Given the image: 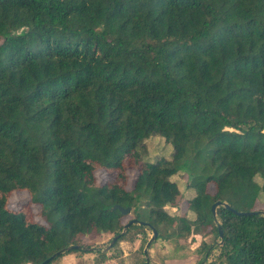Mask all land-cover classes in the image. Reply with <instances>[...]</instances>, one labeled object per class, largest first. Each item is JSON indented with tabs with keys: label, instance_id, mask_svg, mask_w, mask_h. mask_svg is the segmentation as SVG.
I'll return each mask as SVG.
<instances>
[{
	"label": "trees",
	"instance_id": "trees-1",
	"mask_svg": "<svg viewBox=\"0 0 264 264\" xmlns=\"http://www.w3.org/2000/svg\"><path fill=\"white\" fill-rule=\"evenodd\" d=\"M155 135L171 158L146 157ZM15 191L40 219L9 207ZM132 219L145 223L116 244L148 224L221 228L198 264H264V0H0V264L90 247ZM73 253L107 259L73 249L47 264Z\"/></svg>",
	"mask_w": 264,
	"mask_h": 264
},
{
	"label": "rangeland",
	"instance_id": "rangeland-1",
	"mask_svg": "<svg viewBox=\"0 0 264 264\" xmlns=\"http://www.w3.org/2000/svg\"><path fill=\"white\" fill-rule=\"evenodd\" d=\"M146 146V157L150 160H156L163 156L171 158L173 148L162 136L155 135L150 137L146 140ZM95 173L99 183L106 182L108 179V173L104 169H99ZM137 174V170H128V189H132ZM184 179H186V177H183L182 173L172 177V180L178 182L184 198H190L194 192L187 188ZM258 180L260 179L258 178ZM209 190L214 192V185H210ZM9 207L17 210L31 209L35 218L40 219L38 215L40 206L31 204L30 195L27 191L13 192L9 198ZM166 209L172 215H181L187 212V204L184 199L180 206H167ZM133 216V214H130L125 219L129 220L133 218ZM188 216L190 219H195L196 217L192 212H189ZM173 231V229H169L168 232L162 231V234L158 233V238L153 241L148 249L150 264H198L205 255L204 252L198 255L197 250L201 242L211 243L219 242L220 240V237H217L214 233L192 232L188 236H178ZM152 235L153 231L149 227L144 229H132L126 239L119 241L117 244L115 243L110 250L106 251L107 259L102 264H144V249ZM113 237V233L105 232L94 237H86L83 241L89 244L90 247L104 249L110 244ZM217 254L218 250L216 249L211 256L207 258V261H211ZM82 256L79 258L73 253L57 260L54 264H79V262L81 264L99 263L100 258L95 253H85L84 256ZM76 258H79L78 261Z\"/></svg>",
	"mask_w": 264,
	"mask_h": 264
},
{
	"label": "water",
	"instance_id": "water-1",
	"mask_svg": "<svg viewBox=\"0 0 264 264\" xmlns=\"http://www.w3.org/2000/svg\"><path fill=\"white\" fill-rule=\"evenodd\" d=\"M219 204H220V202H216V203H214V204L212 205V211H213L214 216L217 215V213H216V208H217V206H218ZM223 205L231 209V206H230L229 204H227V203H223ZM113 209H115V210L118 209V210H120L123 214H129V213L131 212V207H126V208H125V207L121 206L120 204H115V205L113 206ZM235 212H236L237 214H239V215H243V214H247V213H248V214L252 213V212H240V211H235ZM136 222H138L139 224H143V223H145V222H140V221H138V220H136V219H132V220H130V221L125 225L123 231H122L120 234H116V235L113 237V239L111 240L110 244H109L106 248H104L103 251L106 252V251L110 250V249L114 246V244L117 242V240L119 239V237H120L122 234H125L126 231H127V229H128L133 223H136ZM148 226H149V227L151 228V230L153 231V235H152V237L149 239V241L147 242V245H146V247H145V249H144V254H145V257H146V261H147V263L150 264V259H149V257H148V249H149L150 245L153 243V241H155V240L158 238V231H157V229H156L154 226H152V225H150V224H148ZM220 238H223V232H222V229H221V228H220ZM221 242H222V241H221ZM73 249H84V250H90V251L98 250V248H96V247H87V246H81V245H74V244H73V245H70V246L66 247L65 249H61V250L55 252L50 258L46 259L45 261H43V262L40 263V264H47V263H49L52 259L58 257L59 255L63 254L64 252H66V251H68V250H73Z\"/></svg>",
	"mask_w": 264,
	"mask_h": 264
},
{
	"label": "crops",
	"instance_id": "crops-1",
	"mask_svg": "<svg viewBox=\"0 0 264 264\" xmlns=\"http://www.w3.org/2000/svg\"><path fill=\"white\" fill-rule=\"evenodd\" d=\"M69 255H70V254H69ZM64 257H65V256H64ZM64 257H63V258H64ZM76 260H77V258H76Z\"/></svg>",
	"mask_w": 264,
	"mask_h": 264
}]
</instances>
